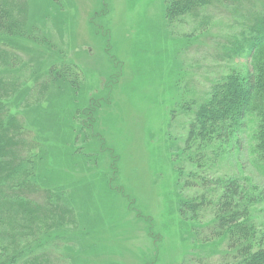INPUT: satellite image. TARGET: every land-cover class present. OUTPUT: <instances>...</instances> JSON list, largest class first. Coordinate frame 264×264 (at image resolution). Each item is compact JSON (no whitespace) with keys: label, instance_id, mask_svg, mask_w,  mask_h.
<instances>
[{"label":"rangeland","instance_id":"obj_1","mask_svg":"<svg viewBox=\"0 0 264 264\" xmlns=\"http://www.w3.org/2000/svg\"><path fill=\"white\" fill-rule=\"evenodd\" d=\"M166 1L63 0L62 10L53 0H15L10 18L25 27L24 36H0V138L7 162L30 169L36 188L54 194L52 214L60 217L46 228L54 242L44 246L51 264H198L202 255L219 264L232 257L228 236L202 240L214 213L180 214V196L201 188L178 180L172 147L212 85L248 75L264 49L254 51L233 20L215 19L211 33L186 24L209 15L170 23ZM71 67L79 73L74 84L58 77ZM259 120L241 124L236 149L223 140L204 148L224 168L210 162L206 174L239 181L247 221L262 231ZM19 157L21 167L13 163Z\"/></svg>","mask_w":264,"mask_h":264},{"label":"trees","instance_id":"obj_2","mask_svg":"<svg viewBox=\"0 0 264 264\" xmlns=\"http://www.w3.org/2000/svg\"><path fill=\"white\" fill-rule=\"evenodd\" d=\"M14 5L15 0L14 4L13 0H0L1 37L24 36V23L10 18L17 15ZM165 12L170 23L175 19L187 20L209 15V18L201 22L186 23L193 25L194 28H189L195 32L208 30L211 33L217 18L224 19L225 22L233 20L232 28L237 32L243 25L239 35L249 39L254 51L264 49V0H167ZM222 49L224 51L225 46ZM4 52L5 50L0 51ZM252 64L248 75L232 76L226 82L220 81L212 85L206 98L199 100L196 113L187 123L184 131L186 137L180 143L175 142L172 147L178 180L184 181V188H201L194 194L187 192L180 196V214L197 218L199 213L209 210L210 214H215L216 221L208 227L211 235L202 236L203 242L211 243L212 238L218 235H225L230 239L231 249L234 250L231 252L232 257L217 260L219 264H264V229L257 230L261 226L257 227L252 220L247 221L249 207L241 204L239 181L235 178L221 181L206 174V169L212 166H208L210 162L218 164L220 170L224 168L220 164V155L213 152L212 157L211 152L204 148L223 140L230 144L231 150L236 149L240 144L241 124L247 117L256 116L260 119L257 149L264 164V55L256 59L253 56ZM52 70L53 68L50 73ZM58 73V77L73 84L76 82L75 77L77 79L79 75L73 67L70 72L66 69ZM52 75L54 76V72L49 76ZM228 96L230 100L227 99ZM212 116L216 119L213 120ZM183 126L185 128L184 123ZM5 153L0 138V264H51V251L44 246L48 242H54L47 233L60 217L52 214L54 194L46 195V191L36 188L32 183V171L17 168L12 161L8 163ZM22 159L23 157H19L13 163H18L21 167ZM27 179L30 181L25 182ZM42 192L46 200L40 205L44 196ZM238 197V205L229 210L231 199ZM255 200L257 199L253 201ZM253 243L254 246L260 245L259 248L255 246V251ZM212 258L214 257L206 256L198 260V264H216V261L211 262Z\"/></svg>","mask_w":264,"mask_h":264},{"label":"bare ground","instance_id":"obj_3","mask_svg":"<svg viewBox=\"0 0 264 264\" xmlns=\"http://www.w3.org/2000/svg\"><path fill=\"white\" fill-rule=\"evenodd\" d=\"M205 256H206V255H202V256H200L198 260H199V261L202 260L203 258H205Z\"/></svg>","mask_w":264,"mask_h":264}]
</instances>
